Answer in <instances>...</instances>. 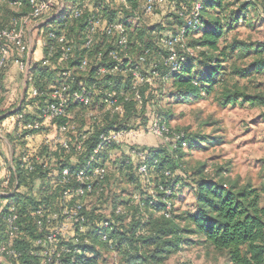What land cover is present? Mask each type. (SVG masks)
<instances>
[{"label":"trees","instance_id":"obj_1","mask_svg":"<svg viewBox=\"0 0 264 264\" xmlns=\"http://www.w3.org/2000/svg\"><path fill=\"white\" fill-rule=\"evenodd\" d=\"M92 1L98 7L99 13L103 10V16L109 20L117 18V9L109 4L110 0ZM196 1L198 0H154L151 13L154 11L156 16H153L152 21L148 24H141L133 32H130L124 23L126 26V51L131 60L135 62L144 55L145 51H148L145 55L142 73L156 64L159 75L157 84L158 81H162V83L169 81L174 93L185 101L200 99L201 94L209 95L217 83L215 78L218 72L227 70L225 66V68L223 67L222 62L227 61V58L234 53L239 56L246 54L249 47L245 42L232 39L220 45L225 36V29L231 28V25H235L236 22L240 23L246 20L250 8L258 9L260 12L263 10L259 0H239L240 4L235 0L203 2L200 13L201 25L197 29L187 32L185 49L182 50L177 47L178 53L185 56L186 63L179 71L168 73V67L162 64L167 55L164 42L170 35L176 34L184 25L185 18ZM22 3L27 6V0H22ZM73 4L82 6L83 2L76 0ZM235 5H239L236 13L231 9ZM87 15L86 9L85 12L83 10L81 18L70 19L71 21L66 24L65 28L69 37L73 29V32L79 33L83 40L82 26ZM11 16L2 22L0 27L7 25ZM157 16L159 17L158 20L155 19ZM137 20H140V17ZM170 20L177 22L174 29L166 28L170 24ZM114 40L113 36L109 37L98 32L90 48L83 46L80 53L81 59L88 56L94 63L95 56L102 53L105 60L110 49H118ZM258 48L259 58L264 63V44H259ZM186 49L189 51H185ZM73 57L72 53L67 61V65L70 67ZM125 61L128 60L125 59ZM253 65L259 66V62L254 60ZM88 69L90 71L89 82L94 76L93 64ZM31 70L32 76L29 82L31 86L37 89L38 95L26 100V94L22 100L21 104L25 102L28 105L35 104L32 113H25L23 119H18L24 125L38 119V108L46 101L47 94L51 89L49 87L48 92L44 89V83L48 80L46 74H56L55 71L52 72L46 67H41L40 64L39 66L35 64ZM229 71L232 74L240 72L238 68H229ZM163 75H167L166 80L161 79ZM121 79L124 81L126 79L125 83H122ZM109 80L110 84H104L107 89L127 91L130 75L127 73L115 74ZM158 86L156 85V88L152 90H149L148 86L141 88V102L138 103L133 100L127 102L122 115L102 114L94 123H90L83 115L86 122L82 125H76L77 131L75 133L68 134V150L58 144L51 147L42 141L36 154L29 155L25 151L34 164L33 170L30 172L20 168L21 153L19 154V158L14 161L15 172L12 179L18 180L17 187L21 185L28 187V193H16L12 196L9 195L10 193L8 194V197L13 198L14 201L12 204L17 213L16 224L18 227L11 243L12 248L19 254L16 259H6L9 264H41L40 259L32 254L36 248L35 242L39 234L35 223V211L42 209L46 212H53L59 209L62 192L67 187V185L59 183L60 171L67 168L70 177H73L92 154L93 149L98 144V137L101 132L131 129L139 131L148 125L153 115L160 122L167 124L165 117H159L153 106V101L158 97ZM215 98V101L221 105L235 103L239 98H244L251 103L257 99L256 96L241 92L236 85L231 87L227 84H219ZM95 99L98 101L99 98ZM95 99L91 107L93 110L98 109V106H95L97 103ZM73 106L79 107L83 112L85 111L82 106ZM22 111L23 109L19 106L16 115L18 116ZM135 114L145 116L146 122L136 129L126 127L124 125L125 119ZM64 121H66L64 118L57 120L55 126ZM90 129L93 130L94 134L85 141L87 147L79 162L69 164L67 160H61L65 151H71L77 147V138L83 139L81 134L87 135ZM27 132H40L42 135L43 128L40 130L27 129L22 136L26 135ZM184 139L186 140L185 148H189L194 140L198 141L190 134H184ZM129 142H126L125 146H118L115 143L108 144L98 154V160L101 158L102 161L100 162L105 166L106 174L101 182L95 184L94 191L83 199L85 231L77 236L81 240L79 243L81 254L75 255L72 259L68 257L65 264H98V252L94 250L96 241H99L107 251L118 257V264H165L169 255L180 247L185 235L197 236L213 249L226 252L229 264H264V206L260 205V194L255 188L247 184L238 185L237 182L224 183L222 180L200 178L191 185L195 199L194 211L176 215L172 201L175 196L176 185L179 182L176 181L172 172L178 166L180 151L183 148L180 145L173 148L169 143L167 145L165 141L162 143L166 147H162V149L156 144H143L139 142V139ZM125 148L127 151L124 150ZM131 149L144 152V160L142 161L136 154H132ZM35 157H39L40 161L35 162ZM141 161L147 166L148 181L141 178L137 173V166ZM125 168L133 174L138 191L125 200H119L109 193L108 196L110 197H105L111 201L107 213L103 210V198L99 194H103L108 182L113 181V179L111 181L109 179L120 177ZM7 171L12 172L13 169ZM167 171L169 172L168 175L166 174ZM152 173L155 174V177H152ZM3 176V179L0 178L1 184L4 179H9L6 175ZM153 178L159 179L155 183ZM162 188L169 189L170 195L165 196ZM134 195H138L139 198L135 199ZM94 196L97 198L95 199ZM167 202L170 203L168 210ZM6 208L5 206L4 209L0 210V246L8 242L2 219L6 213ZM117 208H120V213H115ZM166 212L170 215L166 216ZM103 220H109L110 223L109 228L106 229L109 236L106 242L100 239L98 233L99 223ZM84 239L87 241L84 242Z\"/></svg>","mask_w":264,"mask_h":264},{"label":"built area","instance_id":"obj_2","mask_svg":"<svg viewBox=\"0 0 264 264\" xmlns=\"http://www.w3.org/2000/svg\"><path fill=\"white\" fill-rule=\"evenodd\" d=\"M4 1L9 7L16 11L23 6L22 0ZM81 1L83 2L82 6L73 4L72 7H70L69 17L79 19L83 15V10L87 7H91L88 10V15L84 18L82 26L83 46L90 48L94 37L98 32L104 33L109 37L113 36L115 39L114 41L118 46V49H110L107 52L105 60L103 59L102 53H98L97 56H95L96 60H94L93 63L94 76L89 82L78 80L74 71H72L73 67L67 65V61L73 53L72 40L65 30L66 22L58 24L59 20H61V16L65 15L66 5L64 0H60L58 10L53 12L52 15L47 18L46 23L42 22L41 24H35L32 26H29V22L32 19H35L36 15H39L38 4L42 3L43 0H27L28 11L25 14L12 15L8 24L0 27V59L3 58L5 53H12L11 47L13 52L16 51L17 53L20 43L24 40L25 36H28L30 31L37 28L42 31L44 27L39 25L46 27L42 31L45 36L43 35V42L41 41V45L45 52L40 60V66L55 71L58 76V83L51 87L47 94L46 101L38 108V119L34 122H30L33 127L28 129L40 130L46 124L51 125L55 124L59 119H66V121L56 125L54 132L51 135H42V141L44 144L51 147L58 144L65 149V145H69L68 134L77 131L74 114L69 110L71 105L82 106L85 109L83 115L90 121V123L96 122L102 114L122 115L125 110V104L131 100L140 103L141 88L148 86L149 90L155 89L159 78L156 64H153L151 68H147L145 73H142L145 55L148 51H145L144 55L139 57L135 62L131 60L126 51V26L124 20H120V18L109 20L99 13L96 5H92V3H94L92 0ZM110 1L113 4H116V6L120 5L127 7L126 0ZM142 1V13L146 15L150 14L153 9L154 0ZM207 1L209 0L196 1L188 16L185 18L184 25L176 34L170 35L165 40L164 44L167 49V55L163 59L162 64L168 67V73L179 71L186 63L185 56L178 53L177 47L182 50L185 49L187 32L189 30H195L201 25L200 13L203 2ZM53 7H55V5ZM139 17L140 15H138L137 12H134V18L139 19ZM185 51L188 52L189 50L186 49ZM16 55V57H13L15 62L19 60L18 53ZM11 57L12 56L10 55L9 60ZM125 59L128 61H125ZM53 60L56 61L58 66H52ZM169 60L171 62L166 63V61ZM91 62L92 60L90 58L84 56L77 63L75 70L84 72L88 69ZM16 64L19 69H21L22 65L17 62ZM24 70H27V67H24L23 71ZM101 72L104 73L102 76H100ZM126 73L130 75V83L127 91L107 89L104 87L105 83H111L109 82V78L113 75ZM26 79H28V82L30 81L28 76ZM161 79L166 80L167 75H163ZM149 80H152L153 83L149 84ZM63 89H67L68 91L63 93L64 96H69V93H72L75 99L66 100L64 104H61L57 98V93L62 92ZM96 89L100 90L98 101L95 99L97 102L95 103V106H99L100 108L98 112L91 108L94 102L92 97L95 95ZM90 99L92 102L90 104L86 103V101ZM109 106H111V110L106 111L109 109ZM165 128H167V131L164 130ZM112 131L115 132L114 135L109 134ZM142 132L151 135L152 137L161 140L163 139L173 148L177 145H180L181 148L186 147L184 132L171 131L165 123L160 122L154 115L148 125L139 131L131 129L110 130L107 133L101 132L98 137V144L93 149L92 154L89 156L85 165L78 170L73 177H70L67 168H63L60 171L59 183L65 184L67 187L62 192V200L59 209L53 212H46L42 209H37L35 211V223L39 234L35 242L36 248L32 254L40 259L41 264H65V260L68 257L72 259L75 255L81 254L79 247L81 240L77 236L80 233L79 230L81 227L85 229L83 199L88 197V195L94 191L95 184L101 182L106 174L105 166L98 162V154L102 148L108 144L115 143L118 146H125L126 142L137 141L138 136ZM83 136L84 134H81L82 138ZM172 137H175V139H172ZM77 147H79V144H77ZM130 151L132 154H136L142 161L144 160V152H137L135 149H131ZM25 156L28 157L27 167H30L31 171L33 170V161L25 151L21 152L20 155V168L30 172L25 167ZM34 160L35 162L40 161L39 157H35ZM142 161L137 166V173L141 178L148 181V169ZM166 174L168 175L169 172L167 171ZM4 180H7V178ZM162 190L165 192V196L170 195L169 189L162 188ZM134 198L138 199L139 197L138 195H134ZM166 207L167 210L170 209L169 202H167ZM115 213H120V208H117ZM165 215L169 216L170 214L166 212ZM2 219L8 242L0 246V263L6 259H16L19 255L15 249L12 248L11 243L18 230L16 224L17 213L12 203L6 208V213L2 216ZM109 226V220H103L99 223L98 233L100 234V239L104 242L108 241L109 238L108 233L106 232V229H108ZM83 241L86 242L87 239H84ZM13 252L16 253V255L13 256L11 254Z\"/></svg>","mask_w":264,"mask_h":264},{"label":"rangeland","instance_id":"obj_3","mask_svg":"<svg viewBox=\"0 0 264 264\" xmlns=\"http://www.w3.org/2000/svg\"><path fill=\"white\" fill-rule=\"evenodd\" d=\"M75 1L64 0L66 5L65 15L61 16L58 24L63 22L67 24L71 21L69 17L70 7ZM126 1L127 7L116 6L112 2H109V4L117 9V18L124 20L130 32H133L141 24H148L154 19L153 16H156L154 11L147 15L142 13V0ZM235 1H238L239 4L241 3L239 0ZM259 2L263 9L262 12L258 11V9L250 8L246 20L240 23L236 22L235 25H231V28L225 29V36L222 38L220 45L225 41L229 42L235 39L245 42L249 48L244 56L234 53L227 58V61L222 62L223 67L225 66L227 70L218 72L215 78L217 83H215L213 91L209 95L201 94L200 99L185 101L174 93L169 81H164L163 83L158 81L157 86L160 85L158 86V97L153 101V106L159 117H165L166 125L171 131L184 132L185 135L190 134L199 141L194 140L189 148H183L180 151L178 166L172 172L176 181L179 182L176 185L175 196L172 201L176 215L182 212L192 213L194 211L195 199L191 185L195 180L204 177L216 181L222 180L224 183L237 182L238 185H250L258 191L260 194V205L264 206V63L261 62L259 51H257L259 49L258 45L264 44V0H259ZM5 4L4 0H0V24L10 15H21L28 11V7L25 4L17 11L12 10ZM90 8L87 7V11ZM238 8L239 5H235L231 9L236 13ZM86 9H84V12ZM134 12L140 15V20L134 18ZM100 14H104L103 10H101ZM176 25L177 22L170 20V24L166 28L174 29ZM39 26L46 28L42 25ZM72 26L75 27V25ZM42 31L38 28L33 30L34 35L31 37L32 46L28 49L27 55L30 52L33 53L37 45L41 44L43 35L45 36ZM70 35L74 55L71 61L72 71H74L78 80L88 82L89 69L84 72L75 70L78 61L81 59L80 53L83 49V40L79 33L73 32V29ZM40 47L42 46L40 45ZM11 52L16 53V51L13 52L12 47ZM44 52L45 50H43ZM40 60L38 63L35 62L37 66H39ZM254 60L259 62V66L255 67L253 65ZM92 64L93 62L90 63V66ZM52 66H58L55 60L52 61ZM229 68H238L240 72L232 74ZM46 75H48V80L44 83V89L48 92L49 87L57 84L58 76L55 73H47ZM121 80L122 83L126 81V79L125 81L124 79ZM218 81L220 85L227 84L231 87L236 85L241 92L246 95L256 96L257 99L251 103L244 98H239L235 103L221 105L215 101L216 91L219 89ZM160 104H163V109L157 107ZM69 110L74 114L76 125H82L86 122L82 109L72 105ZM98 110L99 106L96 111L98 112ZM125 120L124 125L134 129L146 122L145 116L136 114L130 115ZM151 138H153L151 135L144 132L138 136L139 141L143 144L154 142L161 149L166 147L162 143L164 142L163 139L161 141L155 138L158 141L149 142L152 140ZM17 140L15 160L19 158L21 152L20 150L18 155H16L17 148L24 149L27 153L36 154L40 148L42 137L38 134L28 141L22 139V137ZM197 143H199L198 146H196ZM166 144L168 145V143ZM7 156L9 159H5V163H8L14 157H11L9 152ZM100 161H102L101 158L98 162ZM10 169H13V164H8L7 170ZM122 171L120 177L115 179L111 177L109 180L113 179V181L108 182L103 194H99L103 198V210L107 211V213L111 204V201L107 199L110 197L108 196L109 193L112 196H116L119 200H125L138 191L130 170L125 168ZM152 177H155V174L152 173ZM157 179L159 178H153L155 183ZM150 190L153 192L151 187ZM105 199L107 200L105 201ZM10 202L13 203L14 201ZM11 203L7 204L6 207ZM96 242L94 250L98 252V264H118V257L107 251L99 241ZM165 264L229 263L226 252L213 249L197 236L185 235L180 247L169 255Z\"/></svg>","mask_w":264,"mask_h":264},{"label":"clouds","instance_id":"obj_4","mask_svg":"<svg viewBox=\"0 0 264 264\" xmlns=\"http://www.w3.org/2000/svg\"><path fill=\"white\" fill-rule=\"evenodd\" d=\"M55 5V7H53ZM60 5V0H43L42 3L38 4V12L39 15L35 16V19H32L29 22V26L35 25V24H41L42 22L46 23L47 18L50 17L52 15L53 12L57 11ZM34 15V14H33ZM155 19H159V17H155ZM23 35V33H22ZM43 42V41H42ZM32 46V39L31 36H25L24 40L20 43V47L17 50V53L19 55V60L16 61L17 63L21 64L22 67L19 71V73H17L13 79L15 81V85H14V95L11 96L7 102L4 105V111H7L9 106L11 107H16L17 105H20V107L23 109V111L20 113L19 116L14 117V119H23L24 118V114L25 113H32L33 108L35 107V104H31L28 105L26 102L24 104H21V90L25 88V84H24V78H23V68L24 67H30L31 63H30V57H28L27 52L28 49ZM17 53H5L3 58L0 59V74H2L4 77H8L10 71H12L10 65L12 64V61L9 60V56H15ZM171 61H166V63H170ZM104 73L101 72L100 76H102ZM138 78V76H137ZM149 84H152L153 81L149 80L148 81ZM64 92H68L67 89H63L62 92H58L57 93V98L59 99L61 104H64L66 100H73L75 99V97L72 95V93H69V96H64L63 93ZM5 95L7 96L8 94L5 93ZM37 95V90L35 87H29L28 91H27V96H26V100H30L32 97H35ZM100 96V90L96 89L95 95H93L92 99H95L97 97ZM92 100H88L86 101V103H91ZM157 107H160L163 109V104L157 105ZM111 110V106H109V109H107L106 111H110ZM34 114V113H33ZM50 119V117H49ZM33 125L31 123L27 124L26 126L24 124H21L19 130L17 132H14L12 134V138L10 139L8 136L4 137V140L7 142V144H11V145H17L18 144V140L16 139L17 137H19L21 132L26 131V129L28 128H32ZM165 131H167V128L164 129ZM8 129H4V132H7ZM94 134L93 130H89L87 135L83 136V139L77 138V142L79 144V147H74L71 151H65L63 158H61V160H67V162L69 164H76L79 162L83 152L85 151L87 145L85 144V141L88 140V138L90 136H92ZM109 134L114 135L115 132H110ZM172 139H175V137H172ZM69 145H65V149H68ZM21 149L17 148V153L16 155H18L19 151ZM125 151H127V149H124ZM4 154L5 156L8 155V151H7V147H5L4 149ZM29 155H31V153H29ZM25 161H26V165L25 167L27 168L28 171H31L30 167H27V161H28V157L25 156L24 157ZM14 161H15V156L13 158H11L8 163H4L2 159H0V169L3 170V175H6L9 179L4 180L2 184H0V209H3V207L8 203V194L12 193L13 195H15L16 193H28V187H26L25 185H21L20 187H17V183L18 180L16 179H12L13 173L15 172V167L13 166V171L12 172H8L6 171L8 168V164H13L14 165ZM27 183V182H26ZM78 206V205H77ZM85 231V229L83 227L80 228L79 232L80 234H82ZM77 235V234H76ZM13 256L16 255V253H11ZM5 264H7V262L5 261Z\"/></svg>","mask_w":264,"mask_h":264},{"label":"crops","instance_id":"obj_5","mask_svg":"<svg viewBox=\"0 0 264 264\" xmlns=\"http://www.w3.org/2000/svg\"><path fill=\"white\" fill-rule=\"evenodd\" d=\"M59 20V19H58ZM33 30L29 32L28 36H33ZM41 44H38L37 47L35 48V51L30 52L28 54V57H30V63L31 66L27 67V70L23 71V78H24V84H25V88L21 90V103L22 100L25 98V95L27 94L28 88L31 86L30 82H28V79H26V77H29V80L32 76V70L31 68L35 65V62H39V60L42 58L43 55V48L40 47ZM42 46V45H41ZM10 61H12V64L10 65L12 71H10L8 77H4L2 74H0V159L3 160V162L9 159V157L5 156L4 154V149L5 147H7V150L9 152V154H11V157L15 156V145H11V144H7V142L4 140L5 136H8L10 139L12 138V134L14 132H17L21 126V122L18 119H14V117H17L16 115V110L18 109V107L20 105H17L16 107H11L9 106L7 111H4V105L7 102V100L14 95V85H15V81L13 79V77L19 73L20 69L17 66L15 59L13 58V56L11 57ZM34 63V64H33ZM5 93H7L8 95L6 96ZM55 124H46L43 126V134H49L51 135L54 132V128ZM4 129H8L7 132H4ZM27 130V129H26ZM23 132L20 133L19 137H17L16 139H20L22 137V139L28 141L29 139H31L32 137H36L38 134L41 135L40 132L38 133H30L27 132L26 135L22 136ZM41 135V137H42ZM152 140L149 142H153L154 141H158V139H155L154 137L151 138ZM140 142V141H139ZM154 143V142H153ZM153 143H147L148 145H154ZM27 146V145H26ZM25 151L24 149H21V152ZM20 152V153H21ZM5 163V162H4ZM7 171V170H6ZM6 177V176H5ZM0 178L3 179V170L0 169ZM1 184V181H0ZM9 195H13L12 193H10ZM13 198H9L8 199V203H11L10 201H12ZM6 204V205H7ZM5 205V206H6ZM5 206L3 207V209L5 208ZM2 210V209H0ZM6 260H3L0 264L5 263ZM7 262V261H6ZM7 264H9L7 262Z\"/></svg>","mask_w":264,"mask_h":264}]
</instances>
